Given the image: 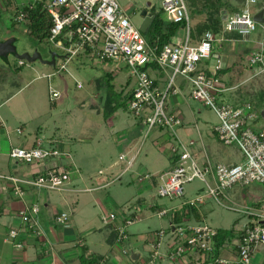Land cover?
<instances>
[{"label": "built area", "instance_id": "1", "mask_svg": "<svg viewBox=\"0 0 264 264\" xmlns=\"http://www.w3.org/2000/svg\"><path fill=\"white\" fill-rule=\"evenodd\" d=\"M264 1V0H262ZM14 17L17 23H28L29 15L25 7L33 8L36 3H43L44 9L52 19L49 41L63 49L66 61L77 56L81 51L91 50L103 61L122 62L129 68V77L133 82L132 96L128 101V111L140 124L147 125L146 135L156 128L169 132L171 156L174 166L156 175L159 181L157 195L163 198H181L185 195V184L200 180L204 183L205 194L217 202L228 200V192L238 184L243 186L254 182L264 184V124L262 118L250 102L235 103L224 100L223 95L232 91L222 72L226 61L215 49L217 34L206 31L201 37L193 35L189 6L186 0H163L161 9L168 22L180 23L182 36L173 39L160 50L149 43L140 28L118 0H29L24 1ZM260 0H246L240 11L224 13L222 32L235 33L242 38H256L260 48L250 58L257 73L264 71V22L255 19L261 8H256ZM151 16V14H150ZM69 42V45L65 44ZM23 64V60H19ZM66 69V62L61 65ZM164 74L163 80L157 79L151 72ZM191 88V96L211 108L219 122L213 126L217 140L225 145L236 146L243 158L234 164H214L209 160L200 161L195 154L196 140L183 141L178 131L184 128L185 120L179 112L170 108L172 98L185 97L184 86ZM82 84L79 83L78 87ZM53 100L60 97V92L50 88ZM10 158L16 164H34L39 162L43 168L31 177L0 176L12 181L13 188L20 196L23 186L42 190L60 191L71 182L80 170L75 166L62 164L64 152L55 144L39 143L31 148L13 146L9 150ZM120 160L127 162L125 170L132 165L133 159L122 153ZM102 172V171H101ZM152 178L150 173L138 176L140 182ZM205 202V195L198 194L186 204L198 207ZM244 213L254 215L249 207ZM22 221L29 226L37 224L40 213L38 205H28L20 210ZM170 210L157 211L159 217L167 216ZM118 212L103 214L105 225H114L117 241L125 242L129 238V228L140 216L134 212L122 215ZM69 216L61 212L56 221L68 225ZM218 229L207 222L196 224L174 223L167 229L161 228L150 234L153 260L161 258V246L167 251L164 257L173 262L189 261L192 264H229V261L214 255L215 238ZM11 237L17 238L19 231L13 229ZM236 264H251L258 248L264 246V214L251 219L243 228L238 243ZM21 248L22 244L17 243ZM153 262V261H152Z\"/></svg>", "mask_w": 264, "mask_h": 264}, {"label": "rangeland", "instance_id": "2", "mask_svg": "<svg viewBox=\"0 0 264 264\" xmlns=\"http://www.w3.org/2000/svg\"><path fill=\"white\" fill-rule=\"evenodd\" d=\"M24 1L29 0H0V41L15 36L17 38L16 46L20 53L26 51L33 53L38 50L42 53L44 59L51 58L53 52H57L60 57L57 58L56 66L40 60L27 62L19 73L14 69V64H18L19 59L10 55V61L13 66L11 68V65H7L6 61L0 58V121L2 118L6 123L4 130L7 131L16 144H21L27 138L33 139L39 133L41 136L46 137L55 133L62 137L63 140L71 141L70 146L73 157L82 167V172L85 173L84 176H89L86 182H81V186L84 188L82 191L68 194V201L73 198L80 200L74 213L75 220L79 219L81 223L88 221L92 226L103 227V221L101 220L103 214H108L112 211L118 212L119 220H121V212L124 213V210L126 211L124 215L135 212L141 217L137 223L130 226V238L127 239L126 246L129 248L132 247V244L138 243L134 250L140 251L142 257L148 258L147 264H174L175 262L168 260L163 254L160 260H153L152 252L150 251V240H147L149 235L154 234L159 228L166 227L164 229H167L170 226L171 214L159 217L157 212L149 210L151 208L142 206L148 205L146 202L148 198H154L160 204L171 206L178 202H187L198 194H204L205 202L198 206L204 210L203 221L218 230H226L230 233L225 246L231 245L235 248L239 243V235L250 220L248 215L243 212L246 206V194L254 192V195L263 199L264 184L254 182L246 186L235 185L228 192V200H223L221 203L205 194L204 183L200 180L185 184V195L181 197L182 199L159 197L156 192V185L145 189L143 183L138 180V176L136 181H132V177L136 175H131V173H146L148 171L154 173L170 164V156H168V152L169 155L171 154L170 144L166 141L169 144L168 146H170L169 151L165 149L166 151L163 150L160 153L157 149V146L160 147L163 144L159 141H165L170 135L165 130L154 128L146 135L147 125L142 122L139 129H137L138 132L135 134L138 137V157L129 172L126 171L127 174L122 179L108 188L88 189V187L99 186L101 180L104 181L106 177L114 176L122 171L124 166H127V162L119 158L121 152V146L118 142L119 136L122 133L127 134L129 124L137 122V120L128 110L124 109H119L115 115L111 111L104 113L107 104L105 97L100 96V94L105 93V88L99 86L95 79L102 76L105 77L106 71L112 72L115 74L113 81L115 90L124 92L125 87L126 90L133 87V82L127 86L129 68L125 67L122 62L103 61L96 54L92 56L84 52L66 61V58L62 57L63 49L57 46L55 42L49 40L42 43L36 42L27 34L28 23H14L17 7L26 3ZM118 1L138 28L144 21L142 11L147 10L152 15L153 8L156 10L161 8L163 2V0ZM225 1L240 5V0ZM149 2L151 3L150 5ZM227 10L228 7L222 5L218 11L214 9V13L224 15ZM189 11L192 24L195 26L199 22L208 20L207 12L199 14L192 11L190 7ZM217 38L215 49L223 55L227 65L221 75L229 86H233V90L227 91L223 95V99L231 100L235 103L250 102L261 112L264 110V71L257 73L256 67L250 63L252 54L260 48L259 41L256 38L246 39L235 34L222 32V30L218 32ZM65 62L66 69H62L61 65ZM49 75L50 78L48 77ZM79 83L82 84L81 87H78ZM100 84L102 85V81H100ZM49 85L60 92L57 103L61 109L54 110L53 102L50 99ZM22 86H24V89L15 95L19 89L18 87ZM183 90L187 102H184L180 96H176L175 100H173L175 102L179 101V105H175V109L178 107L179 109L175 111H179V115L184 118L186 125V128L179 129V136L186 143L195 139L199 149L201 148L202 150L201 141L203 140L210 153L216 154L217 159L231 153L232 159L234 158L240 162L239 149L236 146L221 143L213 134V126L219 122L216 113L191 96V88L188 84L184 86ZM173 105L174 102H172L171 106ZM113 115L114 117H112ZM106 119H110V122L113 121L114 129L119 131L114 136L115 138L111 136L112 128L104 123ZM259 123L264 124L263 117ZM112 138H114V141H111ZM134 140L135 137H131L126 142L132 143ZM168 140L173 143L172 139L168 138ZM127 151L128 149L125 152ZM3 160L0 176H8L10 174V165H18L20 168L24 167V165L26 166L24 163L16 164L9 156L8 158L3 157ZM100 171L104 173L100 174ZM17 174L18 172L15 175ZM3 178L0 177V180H6V178ZM151 179L157 180L154 177ZM128 181H131V183H128ZM155 182L157 183V181ZM41 191L44 192V190ZM46 194L56 202L58 210L71 214L70 203L61 201L62 196H67V193L62 194L59 191L49 190ZM143 197L147 198L143 199ZM15 208L18 209L19 205L16 204ZM20 210L18 209L19 212ZM79 211L81 212L79 213ZM19 212L14 213L13 220L20 223L22 218ZM71 220L70 216L69 221ZM56 224L58 227L63 225ZM84 235H86L85 232ZM145 236L147 239L144 238ZM143 238L144 240L146 239L148 245H142L141 240ZM166 242L163 249L167 251ZM147 247L149 248L147 249ZM234 256L235 258L237 257V255ZM101 258L103 264H114L105 256ZM261 260L259 263L253 264H264V256ZM183 262L178 263L192 264L189 261Z\"/></svg>", "mask_w": 264, "mask_h": 264}, {"label": "crops", "instance_id": "3", "mask_svg": "<svg viewBox=\"0 0 264 264\" xmlns=\"http://www.w3.org/2000/svg\"><path fill=\"white\" fill-rule=\"evenodd\" d=\"M257 7L263 10L264 1L260 0V3L258 4V6H256V8ZM181 36H182V31H179L177 37L180 38ZM81 52L85 53L86 51H81ZM151 73L157 79L163 80L164 74H160L156 70L152 71ZM48 77L50 78V75ZM18 88L19 89L16 91L15 95L20 93L24 89V86ZM50 88H52L51 85H49V90ZM177 96L182 97L181 95H177ZM175 98L176 96L172 98V102H174V105L173 106L170 105V108L173 111L179 109V107L175 109V105H179V101L176 102L173 101L175 100ZM181 99L184 102H187L186 96L182 97ZM51 101L53 102L52 106L54 110L61 109L57 103V99L56 100L51 99ZM116 112H114V115ZM87 113L90 112L88 111ZM114 115L112 117H114ZM109 120L110 119L108 120L106 119L104 123L108 124L109 127L114 129L115 128L114 122L113 121L110 122ZM5 126L6 123L1 118L0 170H2L3 167V162H4L3 157L8 158L9 150L11 147L20 146L25 148H31L39 143H43L45 145L52 143L57 145L62 150V152H64L62 164L65 165V167L75 166L80 170L81 173L80 175H77L71 182L67 183L62 190L59 191L62 194L67 193V196H62L61 201L70 203L72 209L71 214L67 213L66 211L58 210L56 208L57 206L56 202L53 201L48 194H46L47 190H44V192H42L41 191L42 189H37L33 187L29 188L23 186V190L25 191L23 195L20 196L18 193L15 192L11 180L7 178L6 180H0V264H82L81 262L82 254L85 255V258L87 260L86 264H103L102 262L103 260L101 257L104 256L105 258L107 257V259H110V262L112 261L114 264H135V263L137 264L138 262L139 264H147L146 262L148 261V258L142 257V253L140 251L134 250V248L137 246L138 243L135 245L132 244V247L128 248L126 246L127 240L123 243L117 241V233L114 229L115 227L114 225H105L103 223L102 225L103 227H95L89 224L88 221L86 223L85 222L81 223L79 219L75 220L74 213L76 212L75 210H77L78 208L80 200L78 198L75 199L73 198L72 200L68 201L69 199L68 194H75L79 191H82L84 188H82L83 186H81V182H86L89 176H84L85 173L82 172V167L77 163L75 157H73L72 149L70 146L71 141H68L67 139L63 140L62 137L58 136L55 133L47 137L43 135L41 136L39 133V135H35L33 139L27 138L24 139L21 144H16L15 141H13L10 138L7 131L4 130ZM139 126H140L139 122L130 123L129 126L127 127L128 133L127 134L122 133L119 136V141H118L121 146L120 154L125 153L127 154L129 159L134 158L132 165L129 166L127 170H125L127 166H124L123 170L118 172L114 176H108L104 179V181L101 180L100 181L101 184L99 186L88 187V189L108 188L118 180L122 179L124 175L127 174L126 171L129 172V170L134 165L138 157V152H139L138 137L135 134L138 132L137 129H139ZM184 128H186V125ZM112 129H111V133H112L111 136L114 137L116 134L119 133V131L117 129L114 130ZM213 134L215 135L214 132ZM131 137L132 138L135 137V140L132 141L133 144L126 142L127 140L131 139ZM114 138H112L111 141H114ZM168 138L165 141H161V140L159 141L163 143L160 147L157 146V149L160 151V153H162L161 151L165 149L169 151V147L171 146V143L169 142ZM166 141L170 144V146H168L169 144ZM201 143L203 146V150L201 148L199 149L197 143H196L197 146L195 145V154L200 161L209 160L214 164H228V165L238 162L236 159L234 158L232 159L231 153L224 157H220V159H217L216 154L210 153L207 145L204 144L203 140L201 141ZM126 149H128L127 152H125ZM168 156H170V164L167 167H165L164 169L162 168L158 169L154 173L151 171H148L146 173H150L152 175V178L153 177L156 178V175L170 170L174 166V162L172 160L173 157L171 156V154L169 155V152H168ZM240 156H241L240 160H242L243 156L241 152H240ZM42 168L43 166L39 162H36L34 164H26V166L24 165V167L22 168H20L18 165H14V166L10 165L11 172L8 176H19L24 178L31 177L36 175L39 171H41ZM17 172L18 174L15 175ZM99 173L103 174L104 172L100 171ZM146 173L145 172L131 173V175L133 174L136 175L135 177H132V181L133 180L136 181L137 176ZM80 179H82V181H80ZM155 181H157V183ZM128 183H131V181L130 182L128 181ZM141 183H143L144 188L147 189V188H152L155 185L158 186L159 181L158 179L152 180L150 178L149 180H146ZM146 198L147 197H143V199ZM146 202L148 203V205H144L142 207L151 208L149 210H152V212L154 211L157 212L163 208L170 210L169 214H171V223L174 222L173 216L177 212H183L184 214L183 223L196 224L198 222H203L204 219L205 213L202 208L200 207L196 208L197 211L199 212V215H197L195 212L190 213L191 209L188 208V205L186 204L185 201L178 202L177 204L171 206H169L168 204H160L154 198L152 199L148 198V201L146 200ZM245 203H246L245 207H249L254 213V215H249L245 213L246 215H248L250 219L249 221H251V219L257 218V215L259 214H264V198L262 199L259 196L254 195V192H251L250 194H246ZM16 204L19 205L18 208L19 210L28 205H38L40 207V213L37 216V224L36 225L34 224V226H29L28 224L22 222V220L20 223L13 220L14 213L19 212L18 209L15 208ZM61 212H66L69 216V219L71 216L72 220L71 221L68 220L67 226L59 225L58 227L56 224L57 223L56 216ZM80 212L81 211H79V213ZM124 213H126L125 210ZM13 229L19 231V235L17 238L16 237L13 238L10 235ZM84 232L86 233V235H84ZM146 236L144 238L147 239ZM129 238H130V234H129ZM144 238L141 240L143 246L148 245L146 243V239L144 240ZM17 243H21L22 247L21 248L16 247ZM225 245L226 243L221 248L220 256L221 258H224L225 260L229 261V264H234L238 258V249H237L238 246L236 245L234 248L231 245L230 246H225ZM149 247H147V249ZM163 247H164V243L161 246L160 252L161 253L164 252L163 254L165 255L166 249L164 250ZM128 254L130 255L128 256ZM134 254H139V258L137 259L134 258L133 257ZM234 255H237V257L235 258ZM263 256H264V246H261L258 248V251L254 254L253 261L251 264L259 263L260 261H262L261 259ZM129 258L131 259L129 260ZM174 264H179V263L175 262Z\"/></svg>", "mask_w": 264, "mask_h": 264}, {"label": "trees", "instance_id": "4", "mask_svg": "<svg viewBox=\"0 0 264 264\" xmlns=\"http://www.w3.org/2000/svg\"><path fill=\"white\" fill-rule=\"evenodd\" d=\"M186 1L188 3V6L192 9V11H195L199 14L205 12L208 13L207 21L199 22L196 24V26L194 25L193 27V35L195 37H199V36L201 37V35H203L208 30H212L218 33L223 28V15L215 14L214 9L218 11L219 8L222 5H224L228 7L227 11H230V12L225 11V13L237 12L243 8L246 0H240L239 2L240 5H236L225 0H186ZM9 3L11 4V2ZM17 8L19 9V7ZM18 9L15 15L18 14ZM24 11L27 12L29 15V21L26 30L27 34L33 40L39 43L49 40V37L51 36V28L53 24H52L51 16L43 7V3H36V5L33 8L25 7ZM152 16L153 19L151 24L149 25L148 30L146 32L143 31L142 32L146 36V38L148 39L151 45L158 46V48L161 50L165 44L169 43L173 39V37L177 34V32L180 30V28H182L183 25L180 23L168 22L164 17L162 9L156 10L155 8H153ZM14 23H16V21H14ZM231 34H235V33H231ZM235 35L239 36L237 34ZM65 44L69 45V42L65 41ZM85 53L91 54L93 56L90 49H87ZM55 55H56V63H57V58L60 57V55L57 52L55 53ZM23 62H24L23 64L20 63L14 64L15 66L14 69L17 73H19L21 68L27 63L26 60H23ZM6 64L9 66L11 65V68L13 67L12 62L10 61V57H9V62H6ZM114 79H115V74L107 71L105 73V77L102 76L100 78L95 79V81L99 84V86L105 88V93L100 94V96L105 97V102L107 104V108L104 109L105 110L104 113H109L110 111L114 113L119 109L128 110L127 104L132 96V89L130 88L126 90L125 87L124 92L123 91L117 92L115 90V84L113 83ZM100 81H102V85L100 84ZM130 82H131V78L129 77L127 80V86L130 84ZM188 208L191 209L190 213L195 212L197 215H199V212L196 209L197 207L188 205ZM183 217H184L183 212L175 213L173 216L174 223H183ZM218 231H219L218 235L215 238L216 249L214 255L216 257H221L220 256L221 248L225 244L230 233H228L226 230L219 229ZM240 236L241 234L239 235V241H240ZM81 262L82 264L87 263L84 254H82L81 256ZM201 264H206V263H201Z\"/></svg>", "mask_w": 264, "mask_h": 264}, {"label": "water", "instance_id": "5", "mask_svg": "<svg viewBox=\"0 0 264 264\" xmlns=\"http://www.w3.org/2000/svg\"><path fill=\"white\" fill-rule=\"evenodd\" d=\"M151 3L149 2V5ZM142 15L144 16V21L142 22L140 29L143 32H146L149 28L150 23L152 22L153 16H150L147 10L142 11ZM255 19L259 22H264V9L255 14ZM16 40L17 38L15 36H11L6 40L0 41V58L2 60H5L6 62H9V57L12 55L13 57L19 59V60H26L27 62H35L40 60L41 62L47 63L49 65H56V55L53 52L52 56L49 59H44L42 56V53L38 50L31 52H23L20 53L16 46ZM261 115L264 118V110L261 111ZM134 258H139V254H134Z\"/></svg>", "mask_w": 264, "mask_h": 264}, {"label": "flooded vegetation", "instance_id": "6", "mask_svg": "<svg viewBox=\"0 0 264 264\" xmlns=\"http://www.w3.org/2000/svg\"><path fill=\"white\" fill-rule=\"evenodd\" d=\"M149 13V12H148ZM150 15V14H149ZM49 60H50V58H49Z\"/></svg>", "mask_w": 264, "mask_h": 264}]
</instances>
